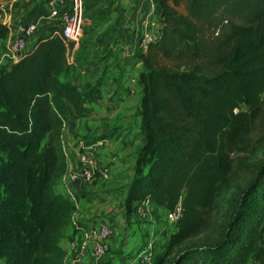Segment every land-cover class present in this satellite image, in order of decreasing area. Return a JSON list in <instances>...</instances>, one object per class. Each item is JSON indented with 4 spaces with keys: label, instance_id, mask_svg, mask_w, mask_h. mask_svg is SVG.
Masks as SVG:
<instances>
[{
    "label": "trees",
    "instance_id": "16d2710c",
    "mask_svg": "<svg viewBox=\"0 0 264 264\" xmlns=\"http://www.w3.org/2000/svg\"><path fill=\"white\" fill-rule=\"evenodd\" d=\"M155 7L161 27L139 56L140 145L126 215L152 205L165 218L181 204L166 248L149 264H264V157H243L264 107V0ZM59 31L60 23L50 26L0 66V264H63L60 241L77 225L74 203L55 187L68 166L66 126L92 114L99 89L67 80L73 44ZM8 34L0 22V40Z\"/></svg>",
    "mask_w": 264,
    "mask_h": 264
},
{
    "label": "crops",
    "instance_id": "0c3cea01",
    "mask_svg": "<svg viewBox=\"0 0 264 264\" xmlns=\"http://www.w3.org/2000/svg\"><path fill=\"white\" fill-rule=\"evenodd\" d=\"M67 4L68 1L51 5L48 0L32 3L26 7L23 19L16 20L10 30L16 34L20 26L36 23L30 49L37 36L46 34L50 26L58 23L57 18L50 17L53 7L61 11ZM156 12L151 0H83L84 36L80 44L69 50L74 69L66 78L82 89L94 85L99 92L90 106L92 114L66 126V142L73 140L74 135L78 138L76 144H67L66 172L77 167L80 137L102 136L101 131L107 137L113 136L108 138L111 145L98 153L100 164L109 168V179L102 180L96 175L89 183L81 180L65 183L62 177L55 187L61 198L69 193L77 197L73 215L77 225L67 227L60 241L66 253L63 264H141L140 250L148 242L144 236L157 235L166 228L161 223L164 210L160 207L139 206L127 216L123 205L126 187L134 174L135 152L140 145L137 77L141 70L139 56L145 52L140 43L144 37L155 39L161 27ZM3 45L4 41L0 40V66H7L11 61L2 58ZM91 121L96 122L94 128ZM104 122L107 124L100 126ZM140 207L145 217L138 213ZM100 223L110 234L104 239L105 255L98 259L89 248L82 254L81 233L91 224Z\"/></svg>",
    "mask_w": 264,
    "mask_h": 264
},
{
    "label": "built area",
    "instance_id": "2783aa9c",
    "mask_svg": "<svg viewBox=\"0 0 264 264\" xmlns=\"http://www.w3.org/2000/svg\"><path fill=\"white\" fill-rule=\"evenodd\" d=\"M65 1H68V4L61 11L53 7L50 12V17L58 19L57 21L61 25V31L56 34L63 39L64 43L68 44L71 42L73 45H78L83 37V0H48L51 5H63ZM151 2L155 7L156 0H151ZM6 26L9 28V34L7 39L4 41L2 58L8 59L12 63L16 62L28 50V46L36 32V23L20 26L16 34H12L10 25L6 24ZM147 44L148 38L144 37L141 40L140 45L144 48V50H146ZM68 53L67 61L71 64V58ZM110 145L111 141L108 138L100 139L97 142L88 145H84L82 142H79L77 167L65 173L63 176L64 182L68 183L81 180L89 183L95 179L96 175L102 180L109 179V168L106 165L100 164L98 153ZM66 152L68 153V148H66ZM66 198H69L73 203L77 200L76 195H73L72 193H69ZM138 213L141 217H145V213L141 207L138 210ZM180 217V202L173 210L165 214V220L171 225V229ZM109 234L110 230L101 223L91 224L82 230V254L85 249L89 248L95 258H102L106 252L104 239ZM148 249L151 250V245L148 246ZM140 255L141 264H149L151 262L152 255L151 253H147V249L144 248L143 253Z\"/></svg>",
    "mask_w": 264,
    "mask_h": 264
},
{
    "label": "rangeland",
    "instance_id": "374dc122",
    "mask_svg": "<svg viewBox=\"0 0 264 264\" xmlns=\"http://www.w3.org/2000/svg\"><path fill=\"white\" fill-rule=\"evenodd\" d=\"M41 0H3L0 2V22L3 24L10 25L11 28H13L14 23H16V20L23 19L25 9L32 3H40ZM34 38V37H33ZM95 120V119H94ZM92 122V121H91ZM107 123H101L100 126H104ZM96 125V122L93 121L90 123L91 128H94ZM112 129V128H111ZM104 131H101L100 133L103 134ZM70 137H72L71 134H69ZM93 137H100L101 135H91ZM113 136V135H112ZM111 136V137H112ZM73 140H68L67 144L68 146L71 144H76L77 135L73 136ZM110 137V136H109ZM107 137V138H109ZM110 137V138H111ZM253 137L256 141H254V145L250 148L252 150V154H244V158L249 162H254L256 160L262 159L264 157V107L258 117L257 122L255 123V128L253 130ZM82 137L79 138L78 142H81ZM75 141V142H74ZM247 183V179L243 178L239 182L236 183L235 187L231 189L232 192L236 191L238 188L245 187ZM163 223V226H165V229L172 230L171 225L168 224L164 218V221H161ZM163 229L159 234L157 235H150V236H144V238H148V242L145 246V249H147V253H151L152 257H155L159 254H161L164 249L167 246L168 242V236L166 230ZM203 240V236L200 235L190 241H188L186 244H199ZM151 245V250L148 249V246ZM144 250H140V253L142 254ZM146 255V254H145ZM249 264H254L252 260H250Z\"/></svg>",
    "mask_w": 264,
    "mask_h": 264
},
{
    "label": "water",
    "instance_id": "95a60500",
    "mask_svg": "<svg viewBox=\"0 0 264 264\" xmlns=\"http://www.w3.org/2000/svg\"><path fill=\"white\" fill-rule=\"evenodd\" d=\"M161 26V25H160ZM154 40V37H150L149 39H148V43H150V42H152Z\"/></svg>",
    "mask_w": 264,
    "mask_h": 264
}]
</instances>
